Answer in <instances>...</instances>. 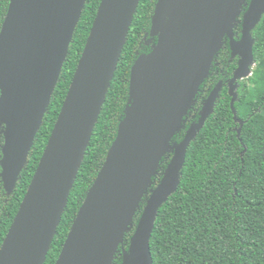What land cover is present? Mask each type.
<instances>
[{"label":"water","instance_id":"95a60500","mask_svg":"<svg viewBox=\"0 0 264 264\" xmlns=\"http://www.w3.org/2000/svg\"><path fill=\"white\" fill-rule=\"evenodd\" d=\"M88 0H10L0 32V121L5 123L1 178L16 186L50 106L74 31ZM243 0H158L154 50L130 73V104L104 164L79 208L54 264H112L170 143L225 37L238 67L228 84L234 122L237 82L254 65L250 31L264 14L251 0L244 35L232 22ZM139 0H101L68 93L33 177L0 247V264H44L106 100ZM209 96L196 129L175 147L152 192L122 264H153L146 248L158 209L175 192L188 146L218 97Z\"/></svg>","mask_w":264,"mask_h":264},{"label":"trees","instance_id":"16d2710c","mask_svg":"<svg viewBox=\"0 0 264 264\" xmlns=\"http://www.w3.org/2000/svg\"><path fill=\"white\" fill-rule=\"evenodd\" d=\"M158 0H139L106 100L83 157L61 219L57 239L44 264L57 260L77 212L83 204L130 104V73L136 60L151 53V34ZM10 0H0V32ZM101 0H88L76 27L68 56L50 106L43 118L27 163L12 193L0 190V247L25 195L68 93ZM251 0L240 4L232 22L235 41L244 35L243 16ZM254 65L250 77L237 82L234 109L243 122L238 136L228 95V82L237 68L227 37L199 87L168 153L136 211L124 243L112 264H122L130 239L152 192L163 179L175 147L196 129L211 93L219 87L212 114L188 146L175 192L158 209L146 248L153 264H264V14L249 34Z\"/></svg>","mask_w":264,"mask_h":264},{"label":"flooded vegetation","instance_id":"af4514ba","mask_svg":"<svg viewBox=\"0 0 264 264\" xmlns=\"http://www.w3.org/2000/svg\"><path fill=\"white\" fill-rule=\"evenodd\" d=\"M225 39V38H224ZM157 40H158V36H157ZM238 61H239V57H238ZM238 61H237V67H238ZM237 69V68H236ZM235 69V70H236ZM234 70V72H235ZM234 75V73H233ZM233 78V77H232ZM231 78V79H232ZM230 79V80H231ZM229 80V82H230ZM228 82V84H229ZM5 129H6V126H5V123H2L0 121V190L2 189L3 191H6L5 187H4V183H3V180L1 178V173H2V166H1V162H2V159H3V149H4V146H5ZM1 192V191H0ZM13 192V191H12ZM11 192V193H12ZM8 193V192H7ZM9 194V193H8Z\"/></svg>","mask_w":264,"mask_h":264},{"label":"rangeland","instance_id":"374dc122","mask_svg":"<svg viewBox=\"0 0 264 264\" xmlns=\"http://www.w3.org/2000/svg\"><path fill=\"white\" fill-rule=\"evenodd\" d=\"M253 67L251 68V71H252ZM251 73V72H250ZM251 75V74H250ZM250 77V76H249ZM248 78V77H247ZM246 79V78H245Z\"/></svg>","mask_w":264,"mask_h":264}]
</instances>
